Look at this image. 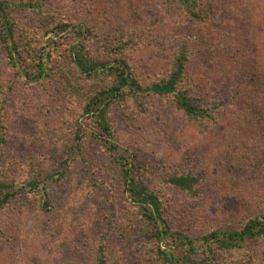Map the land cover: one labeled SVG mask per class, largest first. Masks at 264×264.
<instances>
[{
    "label": "rangeland",
    "instance_id": "1",
    "mask_svg": "<svg viewBox=\"0 0 264 264\" xmlns=\"http://www.w3.org/2000/svg\"><path fill=\"white\" fill-rule=\"evenodd\" d=\"M219 1L211 6L214 12ZM248 2L251 12L242 16L251 22L238 24L248 50L236 57L235 49L216 41L226 38L220 36L225 32L215 34L216 23L190 22L161 0H48L51 13L85 27L84 41L95 55L122 44L134 31L132 60L146 83L166 72L182 42L196 46L188 67L196 96L205 105L218 99L227 103L215 124L189 122L170 100L155 96L146 110L111 111L120 150L128 161L133 154L143 164L173 228L193 238L219 228L240 229L264 213V0ZM52 37L45 38L42 50L54 46ZM69 104L49 83L30 85L19 77L0 46V127L9 141L13 176L25 182L34 161L52 172H68L50 189L54 205L46 217L40 215L38 192L20 193L0 213V264H94L100 241L115 246L120 264H144L139 224L126 238L120 225L130 203L113 160L118 153L87 137L77 149L66 147L72 134L64 122ZM184 173L200 179L194 194L167 182ZM94 183L109 203L91 202Z\"/></svg>",
    "mask_w": 264,
    "mask_h": 264
},
{
    "label": "trees",
    "instance_id": "2",
    "mask_svg": "<svg viewBox=\"0 0 264 264\" xmlns=\"http://www.w3.org/2000/svg\"><path fill=\"white\" fill-rule=\"evenodd\" d=\"M161 1L190 22L200 26L216 23L218 33L215 34L225 32L220 36L226 37L216 41L222 47L230 45V50L235 49L232 55L242 57L248 50L247 44L241 41L243 31L238 24L242 25L240 19L244 23L251 22L250 17L242 16L243 12H251L249 0H221L219 12L211 9L214 0ZM47 6L48 0H1V49L19 77L30 85L49 83L63 100L71 102L65 110L64 122L69 124L68 134L69 130L72 133L70 144L64 143L66 147L77 149L87 137L102 143L108 151L118 153V158L113 160L120 171L123 196L130 203V210L120 225L125 229L123 237L126 238L139 224L145 239L144 264H218L220 259L221 264H264V213L249 218L240 229H214L196 238L186 235L173 228L159 190L144 175L143 164L137 162L133 154L129 162L123 154L126 151H121L116 142L111 111L116 107L146 110L153 96L170 100L189 122L216 123V115L227 103L218 99L205 105L196 96L195 79L188 70L196 46L183 40L166 72L146 83L139 77L132 60L134 31L125 34L122 44L106 47L104 52L95 55L84 41L85 27L66 21L56 12L51 13ZM18 22L22 23L20 30ZM87 33L92 35L93 32ZM50 35H53L50 40L54 46L45 44L42 50L45 38ZM73 117L77 118L75 123ZM8 147L1 124L0 213L17 200L20 193L38 192L41 194L40 215L46 217L54 205L50 189L55 183H61L68 172H52L43 162H29L32 172L21 182L10 170L13 164L6 152ZM199 181L192 173L173 174L167 180L171 186L190 194L196 192ZM97 186L94 183L96 194L91 202L101 206L109 203L107 194ZM97 247L94 264H120L115 246L100 241Z\"/></svg>",
    "mask_w": 264,
    "mask_h": 264
}]
</instances>
